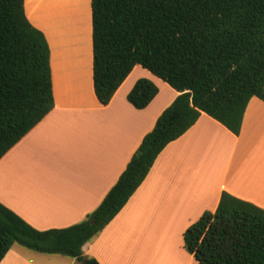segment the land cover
<instances>
[{
  "label": "trees",
  "instance_id": "16d2710c",
  "mask_svg": "<svg viewBox=\"0 0 264 264\" xmlns=\"http://www.w3.org/2000/svg\"><path fill=\"white\" fill-rule=\"evenodd\" d=\"M94 89L108 105L136 66L180 93L101 205L72 227L38 231L0 204V263L15 246L100 264L83 247L144 183L164 149L206 113L239 136L253 97L264 101V0H92ZM51 51L25 0H0V160L55 108ZM140 80L138 110L158 95ZM199 264H264V210L223 193L184 234Z\"/></svg>",
  "mask_w": 264,
  "mask_h": 264
},
{
  "label": "crops",
  "instance_id": "0c3cea01",
  "mask_svg": "<svg viewBox=\"0 0 264 264\" xmlns=\"http://www.w3.org/2000/svg\"><path fill=\"white\" fill-rule=\"evenodd\" d=\"M25 12L50 47L55 108L0 160V204L38 231L65 229L101 205L180 93L136 66L102 105L94 89L92 0H25ZM143 79L159 92L138 110L128 95ZM223 193L264 210V101L258 97L247 106L239 136L202 113L83 253L100 264H121L129 251L150 252L148 264L159 252L170 256L159 264H199L186 251L184 234L216 212ZM0 264L83 263L15 245Z\"/></svg>",
  "mask_w": 264,
  "mask_h": 264
},
{
  "label": "rangeland",
  "instance_id": "374dc122",
  "mask_svg": "<svg viewBox=\"0 0 264 264\" xmlns=\"http://www.w3.org/2000/svg\"><path fill=\"white\" fill-rule=\"evenodd\" d=\"M124 254L125 253V251H122L121 252V254ZM126 254V256H125V259L124 260H121L122 261V263L124 262V261H127V263H129V264H131L130 262L134 259L133 257L136 255L137 257V261L136 262H134V264H136V263H140L139 262V259H143V261L146 259H148V257L150 256V252L149 253H139L140 255H142V257H140V255H139V258H138V254H136V253H133V252H130L129 251V253L127 254V253H125ZM128 255H130V258H129V256ZM159 255H161V256H159ZM154 256V262H153V264H159V263H162V262H165L170 256L168 255V254H164V253H162V252H159V253H156V254H154L153 255ZM65 258H69V257H65ZM132 259V260H131ZM160 259V260H159ZM128 260H131L130 262L128 261ZM144 261L143 263L141 262L140 264H144L145 262H147V261ZM155 260H158L157 261V263H155ZM134 261V260H133ZM140 261H142V260H140ZM146 264H148V262L146 263Z\"/></svg>",
  "mask_w": 264,
  "mask_h": 264
},
{
  "label": "bare ground",
  "instance_id": "6f19581e",
  "mask_svg": "<svg viewBox=\"0 0 264 264\" xmlns=\"http://www.w3.org/2000/svg\"><path fill=\"white\" fill-rule=\"evenodd\" d=\"M139 255H140V254H138V258H139ZM128 256H129V258H130V255H128ZM159 256H161V255H159ZM136 257H137L136 255H135V257H133V258H134V259H133L134 261H133L132 259H131L132 261H131V260H128V261H129V262L131 261L130 263H131V264H134V262L137 261V258H136ZM140 257H142V255H140ZM151 257L154 258L153 255H151ZM143 259H144V258H143ZM143 259H139V262H140V263H141V262L143 263V262L146 260V259H145V260L143 261ZM125 260H126V259H125ZM140 260H142V261H140ZM148 260H151V258H149ZM148 260H146V261L148 262ZM159 260H160V259H159ZM157 261H158V260H155V263H157ZM119 262H120V261H119ZM147 262H145L144 264H146ZM123 263L127 264V261H124ZM123 263H121V264H123ZM140 263H136V264H140ZM128 264H129V263H128ZM152 264H153V263H152ZM157 264H158V263H157Z\"/></svg>",
  "mask_w": 264,
  "mask_h": 264
},
{
  "label": "water",
  "instance_id": "95a60500",
  "mask_svg": "<svg viewBox=\"0 0 264 264\" xmlns=\"http://www.w3.org/2000/svg\"><path fill=\"white\" fill-rule=\"evenodd\" d=\"M83 264H85V262H83Z\"/></svg>",
  "mask_w": 264,
  "mask_h": 264
}]
</instances>
